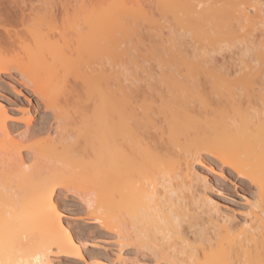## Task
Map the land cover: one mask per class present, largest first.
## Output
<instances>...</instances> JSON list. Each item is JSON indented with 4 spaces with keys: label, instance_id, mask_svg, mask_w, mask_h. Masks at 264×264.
Listing matches in <instances>:
<instances>
[{
    "label": "bare ground",
    "instance_id": "obj_1",
    "mask_svg": "<svg viewBox=\"0 0 264 264\" xmlns=\"http://www.w3.org/2000/svg\"><path fill=\"white\" fill-rule=\"evenodd\" d=\"M262 1L164 0L177 30L147 64L117 7L0 0V77L50 114L33 125L0 105V264H264ZM203 167L239 182L246 212L214 198ZM72 189L108 254L61 219Z\"/></svg>",
    "mask_w": 264,
    "mask_h": 264
},
{
    "label": "rangeland",
    "instance_id": "obj_2",
    "mask_svg": "<svg viewBox=\"0 0 264 264\" xmlns=\"http://www.w3.org/2000/svg\"><path fill=\"white\" fill-rule=\"evenodd\" d=\"M38 1H42V0H33L34 4H36ZM56 1L58 2L59 0ZM63 1H77V0H63ZM82 1H86V2L88 1L89 3V1L92 0H82ZM189 1L190 2L188 3L190 4H196L199 1V3L202 2V4L200 3L201 5L207 7L210 6L211 4H213L214 6V3H217L216 1L222 3L223 1L226 2L227 0H222V2L219 0H197V2H195L194 0H192V2L191 0ZM234 1H236V3L238 4L237 7H243V6L245 7L248 6L247 4L249 3V1L252 4L254 0H234ZM97 2L105 3L107 6L109 7L111 6L113 10L116 9L117 7L118 11L116 12L118 15L117 14L116 15L120 16V18L123 17L121 21L123 22L124 20V22L128 23L129 28H132L131 29L132 31H136V33H139L138 35L136 34L137 36H139L136 38H138L137 40L139 43L141 42V44H143L141 46L142 48L139 46L140 44L137 43L136 38H134L132 41L133 45L135 44L136 47L135 45L134 46L130 45V46L131 49H133L131 50L133 53L132 55L135 56L136 52L137 54L139 52L140 53L139 57L138 55L136 56L137 58H139V60L142 59L141 61H143L144 63L148 64L151 61L158 62V60L155 61V59L153 61V58H151L152 60L150 59L149 56L150 53L151 52L156 53V51L157 52L159 51L158 53L162 55L164 48L168 47L165 45L172 44L170 41V37L174 38L175 37L174 31L177 30L174 25L175 22L172 17V14L178 13L176 8H175L176 11L174 10V7H176L175 5L170 4L168 5V7H165V5L163 4L164 0H97ZM224 2L222 4H224ZM262 3H264V0L262 1ZM201 5L199 6L201 7ZM216 5H218V3ZM113 10L112 13H115V11ZM124 16L125 18L132 16L134 18L135 23L132 21L131 17L129 18V20H131L132 22H130L128 18H126L127 19L126 21ZM262 24H264V19ZM57 25L58 28H61L60 22H58ZM20 35L26 41H29L31 38V32L29 29L22 30L20 32ZM144 44L145 47L143 48ZM186 46L190 47L191 43L190 42L186 43ZM145 48L146 50L148 49L146 53L148 54L147 56L144 54L146 52ZM135 49L137 51H134ZM149 49H153V50H149ZM18 52L19 49H16L14 53H18ZM158 53H156V55H158ZM133 58L137 59L135 57ZM61 79H63V77ZM69 81L71 82L72 80L69 79ZM60 97L62 96L60 95ZM27 101L30 102V105L27 103ZM0 105L3 106V109L5 110V113L9 116V119L18 120L20 114L16 111H18V109L20 110L23 107H29L32 112L33 125L50 122L49 112L43 108L40 102H37L36 98L32 95L31 91L24 88L22 85H20L19 83H17L15 80H13L11 77L7 75L6 76L3 75V78L0 77ZM202 169L207 171L208 177H210V179L216 182L217 184L216 188L218 189V191H214L213 195L214 198L217 201H219L221 205L227 207L230 211H234L236 214H242L243 212L247 211L246 203L242 197V192L240 190L242 186L239 184V182L236 181L233 182V183L236 182V187H237L236 189H234L232 187L233 183L229 181L228 178H225L226 177L225 175H223V177H219L216 176L217 175L216 173L211 172L209 168L203 167ZM55 204L64 224L70 229L72 234L79 237L82 245H85V247L87 248L88 253H93L94 251H96V253L98 254H102V255L108 254L107 249L109 248V245L111 243L109 238H105L103 235L99 233L96 224H91V225L85 224L86 222L84 217L86 216L87 210L85 209V204L82 202L79 193H76L74 189L70 191H62L56 197ZM94 241H97L99 244H95ZM104 249L106 250L105 252ZM51 261L52 264H74V263L83 264L81 261L78 260L77 262L69 263L54 257H52Z\"/></svg>",
    "mask_w": 264,
    "mask_h": 264
}]
</instances>
